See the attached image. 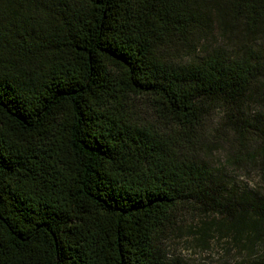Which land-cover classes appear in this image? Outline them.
I'll use <instances>...</instances> for the list:
<instances>
[{
  "label": "trees",
  "instance_id": "trees-1",
  "mask_svg": "<svg viewBox=\"0 0 264 264\" xmlns=\"http://www.w3.org/2000/svg\"><path fill=\"white\" fill-rule=\"evenodd\" d=\"M208 11L264 30V0H0V264H170L161 228L191 202L234 238L262 236L264 198L181 151L207 108L238 107L264 75L250 50L167 59ZM252 121L233 125L264 161Z\"/></svg>",
  "mask_w": 264,
  "mask_h": 264
},
{
  "label": "rangeland",
  "instance_id": "rangeland-1",
  "mask_svg": "<svg viewBox=\"0 0 264 264\" xmlns=\"http://www.w3.org/2000/svg\"><path fill=\"white\" fill-rule=\"evenodd\" d=\"M214 49H223L230 58L249 50L264 54V30L253 34L245 25L208 11L192 47L173 46L166 57L174 64H188ZM261 65L264 73V60ZM140 103V120L166 129L167 125L156 119L144 102ZM258 114L264 116V75L254 82L238 107L216 103L207 108L196 135L181 151L212 168L227 191L255 192L264 198V161L254 155L258 146L255 132L248 130L246 140L241 141L233 125L239 118L251 122ZM201 209L192 202L180 205L171 222L161 228L159 246L168 263L252 264L259 260L264 252V231L261 237L253 235L249 241L244 235L234 238L228 231L229 221Z\"/></svg>",
  "mask_w": 264,
  "mask_h": 264
}]
</instances>
